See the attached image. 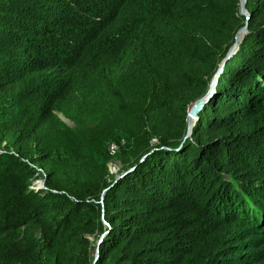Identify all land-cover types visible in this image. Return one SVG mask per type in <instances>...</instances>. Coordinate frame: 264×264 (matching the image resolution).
I'll return each instance as SVG.
<instances>
[{
	"label": "trees",
	"instance_id": "trees-1",
	"mask_svg": "<svg viewBox=\"0 0 264 264\" xmlns=\"http://www.w3.org/2000/svg\"><path fill=\"white\" fill-rule=\"evenodd\" d=\"M234 1L0 0V264H91L94 234V264L264 262V0L226 60ZM60 117L121 125L122 170L59 186L58 155L91 161Z\"/></svg>",
	"mask_w": 264,
	"mask_h": 264
},
{
	"label": "rangeland",
	"instance_id": "rangeland-1",
	"mask_svg": "<svg viewBox=\"0 0 264 264\" xmlns=\"http://www.w3.org/2000/svg\"><path fill=\"white\" fill-rule=\"evenodd\" d=\"M234 9H237L238 11V2L237 0L234 1ZM248 17H242L241 18V25L239 26L238 29L233 30L236 27V23H229V25H226V30L230 31V34H232V43L229 45L227 50L223 49L224 52V58L227 60L229 59L228 57V52L230 49L235 45V35L239 32L241 28L245 26V20H247ZM220 19L215 20V24L219 23ZM245 22V23H244ZM219 29V28H218ZM234 33V35H233ZM245 35V34H244ZM243 36V35H242ZM242 36H238V38ZM226 39V37H224ZM225 41V40H224ZM239 46V45H238ZM216 48H220L218 45L215 46ZM213 49V48H212ZM211 49V50H212ZM218 49L216 51V54L218 53ZM214 52V51H212ZM235 54V53H234ZM232 54V55H234ZM210 55V54H208ZM217 57V56H216ZM214 58V56H212ZM216 59V58H215ZM224 59H221L219 63L216 65V68L218 69L214 75L211 77L210 82H209V87L210 85L213 84V82H217L216 75L221 73V68L224 63ZM220 65V67H218ZM218 71H220L218 73ZM211 76V75H210ZM216 80V81H215ZM215 89V87H214ZM212 89V90H214ZM203 97V96H202ZM200 97V98H202ZM61 118V117H60ZM61 121L65 124V126L69 130L75 131L77 133L78 139L83 141L84 139L87 140L90 144L89 148V156H91V161L87 162V160L83 159L81 160H74L72 158H68L67 155H58L56 159H63L65 161L63 162H57L56 166V183L58 182L59 186L62 188H65L66 186L70 185L72 187H76L77 184L79 186L84 185V184H91L94 186L96 184V180L98 177L103 178V182L106 183L113 175H117L123 168L124 162L122 159H124L125 156H127L132 149L130 143L129 147L125 148L126 141L125 139H117L116 136L121 137V125H116L117 123L110 117H103V118H98L97 121L93 122L92 124L90 123H79L78 125H74L65 119L61 118ZM46 133L48 134L47 136V141L49 142L50 145H58L56 141L54 140V136L50 132L48 128L45 129ZM122 149L123 154H122ZM126 149V150H125ZM69 154V153H68ZM87 159V158H86ZM92 163V164H91ZM103 168L105 169V176L103 177ZM38 173L41 175L40 169H38ZM33 187H43V180L41 178H37L32 182ZM256 202L259 205L260 210H262L263 215L260 216L259 214L255 216V219H251L249 217V226H250V231L252 233V238L254 240H258L262 238L263 235V230H264V196H255L254 197ZM262 230V231H261ZM98 234H94L92 236L88 237V241L91 246V258L94 257L95 254V247L97 246V242L99 239ZM249 252H258L262 255H264V248L259 247V248H247L246 249ZM264 259V256H263ZM245 261V260H243ZM260 264H264L260 263Z\"/></svg>",
	"mask_w": 264,
	"mask_h": 264
},
{
	"label": "water",
	"instance_id": "water-1",
	"mask_svg": "<svg viewBox=\"0 0 264 264\" xmlns=\"http://www.w3.org/2000/svg\"><path fill=\"white\" fill-rule=\"evenodd\" d=\"M237 2H238V14H240V15H243L245 18L246 17H248V15H247V13H246V11H245V9H244V4H245V0H237ZM240 33H242L243 34V36H244V34L246 33V23H245V26L243 27V28H241L240 30H239V32L236 34V35H239ZM242 36V37H243ZM235 37H237V36H235ZM240 42H241V40H240ZM240 42H238V44L240 43ZM238 44H236L235 46H234V52L232 53V54H234L236 51H237V49H238ZM232 54L231 55H229L228 57H231L232 56ZM225 59V58H224ZM221 69H222V67H220ZM220 71H218V73H219ZM218 75V74H217ZM217 75H216V77H217ZM216 81V80H215ZM211 87H209V89H208V91H207V93L202 97V98H199V99H197L191 106H190V108H189V110H188V112H187V133H189L190 132V130H191V127H192V125H193V122L195 121V118H196V114H197V112L201 109V107H202V105H203V103L209 98V96L212 94V92H213V90L212 89H214V87H215V82H214V84H212V85H210ZM105 191V190H104ZM102 236V235H101ZM100 239H101V237H99V239H98V242H97V246L95 247V254H94V257H93V260H92V263L91 264H94L95 263V261H96V258H97V250H98V244L100 243Z\"/></svg>",
	"mask_w": 264,
	"mask_h": 264
},
{
	"label": "bare ground",
	"instance_id": "bare-ground-1",
	"mask_svg": "<svg viewBox=\"0 0 264 264\" xmlns=\"http://www.w3.org/2000/svg\"><path fill=\"white\" fill-rule=\"evenodd\" d=\"M243 1V0H242ZM243 34L242 33H240L238 36H242ZM237 36V35H236ZM240 40H241V37L240 38H238V37H235V45L236 44H238V42H240ZM235 45H233V47L230 49V51L228 52V56L229 55H231L233 52H234V46ZM218 67H220V65H218ZM217 71V70H216ZM213 84H214V82H213Z\"/></svg>",
	"mask_w": 264,
	"mask_h": 264
},
{
	"label": "clouds",
	"instance_id": "clouds-1",
	"mask_svg": "<svg viewBox=\"0 0 264 264\" xmlns=\"http://www.w3.org/2000/svg\"><path fill=\"white\" fill-rule=\"evenodd\" d=\"M236 12H237V15L240 17V18H242L243 17V15H240V14H238V11H237V9H236ZM218 70V69H217Z\"/></svg>",
	"mask_w": 264,
	"mask_h": 264
}]
</instances>
